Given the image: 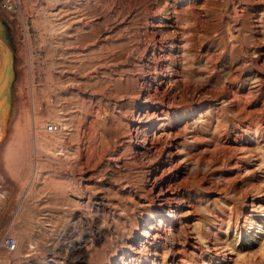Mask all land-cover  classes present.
Returning <instances> with one entry per match:
<instances>
[{
  "label": "rangeland",
  "instance_id": "rangeland-1",
  "mask_svg": "<svg viewBox=\"0 0 264 264\" xmlns=\"http://www.w3.org/2000/svg\"><path fill=\"white\" fill-rule=\"evenodd\" d=\"M27 1L26 8L31 15L27 39L16 33L7 17L0 12V33L6 42H2V46L9 55L11 72V120L16 118L21 122L23 137L29 140V148L32 147L29 153L27 151L25 160L15 155L12 160L18 161L19 164L13 161L12 164L9 163L8 169H11L7 171V177L13 182V194L15 191L17 194L15 193L12 206L5 209L9 216L0 226V237L6 232L13 238L11 232L15 227L12 226H17L21 219L18 214L20 207L30 205L35 218L29 234L34 249L28 251V256L14 258L10 254L11 250L5 251L0 247V264H40L42 261L41 264H54L52 260L55 258L50 252L61 251L57 246L63 240L62 225L65 220L67 221L73 213L87 214L85 202L88 197L92 198L98 192L107 191L106 187L101 185L100 162L95 164L92 161L87 167L77 165L79 157L74 153L76 145L82 149L88 143H99L100 135L87 129L89 93L101 99L100 105L108 116L115 117L117 103H126L122 101L124 93L117 83L123 80V77L132 79L138 74L140 70L137 59L146 55L150 49L148 45L156 43V46H159V42L164 44L162 49L167 55L165 64L174 74V82L168 95L175 96L179 106L189 107L192 101L199 97L201 107L206 109L210 104L219 105L224 93L233 92L234 95L237 92L238 96L235 97L241 96L239 100L236 99L239 101V108H236H243V111L239 110L236 115L238 118L231 115L230 117L234 118L227 121L228 125L235 126L232 135L226 136L224 127L220 128L217 146L221 148L223 145H235L233 140L238 138L236 135L242 131L239 127L242 123L239 121H243V124L249 122V127L256 130L262 148H256L254 141H250L247 145L251 149L252 146L255 147L250 151V158L245 160L242 159L240 150L234 151L237 148L233 150L230 147L231 152L228 151L229 157L224 162L226 165L215 166L216 170L225 171V177L222 176L225 178L224 182L219 178L218 182L213 184L205 175L199 179L198 186L192 188L191 192L184 191L179 195L183 206L180 219L172 227V251L165 249L157 258V262H160L162 257L170 261V254L177 253L180 248L188 252L192 244L198 243L204 248L203 241L208 240L215 257H225L220 264H264V237H261V231L255 230L254 235L257 238L254 240L245 239L246 230L250 227L245 215L264 207V107L261 106L262 110L260 107L264 102L258 94L255 96L251 88L252 78L257 77L264 89V0H105V3L104 0H58L54 4L46 0ZM89 6L90 8H87ZM177 13H186L195 19L194 41L190 45V51L195 58L204 52L210 56L214 71L209 81L185 85L178 77L179 54L176 43L179 29L173 19ZM161 18L166 23L164 27L155 29L161 30L160 36L154 39L151 23ZM223 79L230 89L220 84ZM241 93L243 94L240 95ZM251 112L257 113L254 115ZM243 114L250 116L244 118ZM57 119L64 123L63 126ZM234 121L236 123H233ZM253 121H258L257 123L263 126L257 123L255 125ZM52 122L59 128L55 132L46 129ZM34 134L49 147L54 146V140H59L69 154L51 155L44 150V146H33L31 140ZM35 164L38 169L33 175L30 170ZM104 164L105 162H102V165ZM173 165L174 170H177L176 161H173ZM138 170L135 169L137 173ZM78 174H85L87 181H76ZM72 175L75 177V184L80 182L85 185L82 199L75 198L68 191L64 193L65 184L62 182L68 178V182L72 181ZM31 176H34L35 180L30 181ZM176 178V182H179L183 178L182 174L178 173ZM58 184L62 185L60 187L63 191ZM124 187L117 185L110 191L113 194L116 191L121 194L125 191ZM149 188L146 186L142 193L146 206L141 208H145V211L153 205V201L149 200L153 190ZM190 197L200 199L201 205L207 204L205 208L211 206L216 212V218L205 213V208L193 211L186 200ZM64 198H68L67 203L72 202L71 208ZM84 208L87 210L83 211ZM109 209L110 206L106 204L105 212ZM59 219L63 220H60L62 223ZM195 222L202 229L201 236L193 226ZM205 226H209L214 234L207 233ZM67 250L68 247H64V251Z\"/></svg>",
  "mask_w": 264,
  "mask_h": 264
},
{
  "label": "bare ground",
  "instance_id": "bare-ground-1",
  "mask_svg": "<svg viewBox=\"0 0 264 264\" xmlns=\"http://www.w3.org/2000/svg\"><path fill=\"white\" fill-rule=\"evenodd\" d=\"M46 1L54 4L58 0ZM85 4L87 6V2ZM87 8H90V6ZM82 11L85 13L84 10ZM173 19L179 29V31L177 30L178 38L176 43V49L179 54V79L185 85L209 81L211 73L214 71L210 56L204 52L203 54L201 53V56L195 58V55L193 56L190 51V45L194 41L195 19L193 16L186 15V13H177L173 16ZM165 23L162 18L157 19L155 23H151L154 28L152 31L154 39L160 36L159 30H161L155 29L164 27ZM159 40L157 41L159 42ZM2 42L6 43L0 33V226L5 223L9 216L5 209L12 206L15 200V193L17 194L15 189L13 194V182L7 177L9 174H7V171L11 169H8L9 163L12 164L11 162L15 155L25 160L27 151L29 153V149L32 148H29V140L23 137L24 132L22 125L20 126L21 122H18L19 120L16 118L11 120L13 112L10 109L9 82L11 72L8 64L9 55L5 52ZM163 45V42H159V46H156V43L148 45L150 49L146 55L137 59L139 62L137 66L140 72L135 74L132 79L128 77L124 79L123 77V80H118L119 83L117 85L121 86L124 93L122 101H126V103L120 102L118 104L116 101L118 109L115 117L108 116L100 105L101 99L89 93V121L87 129L89 132H96L100 135L99 143L98 145H93L96 142L88 143L82 149L79 148V145H76L74 153L79 157L77 165L80 164L83 167H87L91 165L92 161L95 164L100 162L101 185L105 186L107 191L98 192L92 198L87 196L88 200L85 202L88 208L87 214H85L86 212H83L84 214L73 213L71 217L66 215L68 220H65L62 225V227L64 226V231L61 238L68 240L67 242L62 240L58 243L57 247L61 251L51 250L50 254L56 259L52 260L54 264H212V262L218 264L225 260V257L222 259L216 258L210 242L205 240L203 241V244L205 242L204 248L200 246L201 244H192L188 252L180 248L177 253L172 252L170 254V261L162 257L161 261L157 262L160 254L164 253L165 249H167L166 251L171 250L172 247V227L180 219V211L183 206L179 195L184 191L191 192L192 188L198 186L199 179L205 175L209 177V181L213 184L217 183L219 178L224 182L223 179L225 178L223 177L225 176L223 175L226 174L225 171L216 170L215 166L225 164L224 162L228 159L229 152H231V146L228 143L230 147L219 145L221 147L219 148L217 146V137L222 127H224V134L228 137L230 136L235 126L228 125L227 121H229V118H234L230 117L231 115L236 116L239 110L243 109H238L239 101L236 100L243 93L236 98L235 96H238L237 92L234 95L233 92H230V94L228 92L224 93L223 99L218 103L219 105L213 106L210 104L206 109L201 107L199 97L195 98L189 107H185V105L179 106L176 97L168 95L170 86L174 82V74L173 70L165 64L167 55L162 49ZM220 84L230 89L229 85L226 86L224 79L221 80ZM251 84L252 92L256 94L255 96L258 94V97L262 98L264 102V89L258 78L253 77ZM261 101L260 103H262ZM261 106L264 107V103ZM262 113L264 114V110ZM250 114L248 115L250 116ZM248 115H244V118ZM236 117L238 118L239 116ZM57 120L63 126L64 123L60 122V119ZM236 121L233 123H236ZM10 122L11 125H9ZM239 122L242 123L239 126L242 131L240 130V135H236L238 138L233 140L235 145H232L233 148L231 147V149L237 148L234 151L240 150L243 155V157L240 155L242 159L247 160L253 147L256 146V148L261 150L262 146L258 142V133L253 127H251L253 130L249 127V122L247 123L246 121L247 124H243V121ZM253 123L255 122L253 121ZM257 125L259 124L257 123ZM9 128L11 131L8 134ZM31 141L33 146H44V150L51 155L69 154L68 150H64V146L59 140H54V146L49 147L45 141L40 138L37 139L34 134ZM250 141H254V144H256L252 146V149L247 145ZM173 161H176L177 170L173 168ZM13 162L18 163L16 160ZM102 162H105V164L102 165ZM18 164L17 166H19ZM95 164L93 163V165ZM13 165L11 166L14 167ZM30 167L28 166V168ZM36 169H38V165L35 164L31 170H28L34 175L37 172ZM135 169H139V172L137 173ZM15 170L17 171V169ZM178 173H181L183 178L176 182ZM78 175V178L72 175V181L68 182V178L64 180L68 183L64 181L62 183L65 184L63 185L64 193L68 191L75 198L82 199L85 194V185L83 183L80 184V182L75 183L78 180L87 181V177H85V174ZM33 179L35 180V177L31 176L30 181ZM119 182L120 184H118ZM117 185L125 186V191H122L121 194H117L118 192L116 191L117 193L113 194L110 190L112 187H117ZM60 186L62 185H59V188L63 191ZM146 186L156 192L153 193L152 191L149 200L153 201V205L145 211V208L142 209L141 206H146L144 205L146 204L144 203L145 198L142 197ZM67 199H65L66 201L64 200L66 203ZM186 200L190 203V208L193 211L204 209L207 205H201L198 198L190 197ZM67 204L70 205L72 202ZM106 204L110 206L108 210L110 213L108 214V211L105 212ZM81 205L80 207H83ZM71 206L69 207L71 208ZM84 210L87 209L84 208ZM204 212L215 217L214 213L216 212L211 206L210 208H205ZM11 213L14 212L11 211ZM18 214L21 219L17 226L16 224L12 226L15 227V230L13 229L11 232L13 238H15V245L11 249L10 254L14 258H18L21 255L28 256V251L34 249V243L29 236L31 227L35 223L33 208L30 205L24 208L21 206ZM65 217L61 218L64 219ZM245 217L250 225L249 229L246 230L245 239L250 241L257 238L254 235L255 230L261 231V237H264V207H261L257 212L250 211ZM60 220L63 221L62 219ZM59 221L57 222L59 223ZM61 221L60 223H62ZM193 226L197 234L201 236L202 229L198 223L195 222ZM204 228L210 235L214 234V231L209 226ZM59 229L62 228L59 227ZM3 235L0 237V245ZM5 235H7L6 232ZM64 247L66 249L68 247L67 252L64 251Z\"/></svg>",
  "mask_w": 264,
  "mask_h": 264
},
{
  "label": "built area",
  "instance_id": "built-area-1",
  "mask_svg": "<svg viewBox=\"0 0 264 264\" xmlns=\"http://www.w3.org/2000/svg\"><path fill=\"white\" fill-rule=\"evenodd\" d=\"M0 12H2L12 24V27L24 39H27L29 34V22L31 15L26 8V0H0ZM49 132L57 131L58 125L54 122L49 123L46 127ZM1 247L5 250H11L15 241L9 235H3Z\"/></svg>",
  "mask_w": 264,
  "mask_h": 264
}]
</instances>
